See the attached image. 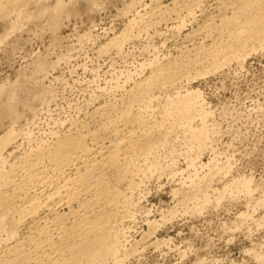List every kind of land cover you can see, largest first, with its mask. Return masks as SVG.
<instances>
[{
	"label": "rangeland",
	"instance_id": "rangeland-1",
	"mask_svg": "<svg viewBox=\"0 0 264 264\" xmlns=\"http://www.w3.org/2000/svg\"><path fill=\"white\" fill-rule=\"evenodd\" d=\"M4 1L0 174L92 122L102 136L147 131L148 149L119 157L124 171H102L122 199L102 209L115 257L91 264H264V35L236 38L264 0L246 12L242 0ZM207 23L206 40L189 39ZM193 45L222 49L197 65ZM7 215L1 260L29 235ZM72 221L51 238L70 241Z\"/></svg>",
	"mask_w": 264,
	"mask_h": 264
},
{
	"label": "bare ground",
	"instance_id": "bare-ground-1",
	"mask_svg": "<svg viewBox=\"0 0 264 264\" xmlns=\"http://www.w3.org/2000/svg\"><path fill=\"white\" fill-rule=\"evenodd\" d=\"M252 6L251 0H242L241 8L243 11L246 12L252 9ZM260 8L258 13L256 12L258 15L256 18L253 17L254 19H252L251 15V19L245 20V23L243 22V26L247 28V33L241 35L240 32V35L237 34L238 36H236V38H240L238 41L242 43V48L244 42L247 43L252 38L255 40L264 35V5ZM254 15L256 16V14ZM223 22L229 26L233 21L232 19H226ZM239 22L241 23V21ZM210 25L211 23L204 24L202 29L200 28L201 30H198L199 32L192 35L189 39L191 40L192 37L201 35L206 40L209 35L207 31ZM246 43L244 44L246 45ZM212 46L215 48L213 51L207 50L204 45L191 48L186 47L184 51H195L193 53L195 55L189 58V61L192 62L214 52L218 53L222 49L216 45ZM171 72L169 74H172ZM167 74L164 76L166 77ZM101 127L93 122L89 124V127L81 126L63 138L57 139L52 146L34 154L16 168L0 174V217L6 218L7 214L12 212L14 216L11 221L12 225L15 224L16 226L25 222L30 225L26 241L11 247L12 249L8 253H5L3 259H0V264H91L97 258L103 259L101 257L105 254V261L106 258L114 254L115 242L109 235L111 218L109 219L107 215L104 216L102 209L109 210L113 205L115 207L118 204L116 202H119L118 198L120 196H118L119 193L117 192L113 193L109 189L108 184L104 183L102 171L108 168H119V157L128 154L126 153L128 148L140 152L141 150L148 149L151 145L152 134L150 135L149 132L142 131L138 135H134L128 126L125 125L122 130L115 129L108 132L107 135L102 136L99 132ZM44 160L48 161V165L44 163ZM119 169H121V172L124 171L122 167ZM23 172L26 173L24 177L20 175ZM123 180L126 179L124 178ZM83 196L88 197L87 201L80 203L77 206L79 207L78 209L65 212L73 204L78 203L80 197ZM22 201H24V205L18 208L20 206L18 204ZM52 215H55V221L50 219ZM109 216L111 217V215ZM68 218L74 219L70 225L71 240L66 241L63 238H59L57 241L53 240L50 232L59 229L65 219Z\"/></svg>",
	"mask_w": 264,
	"mask_h": 264
}]
</instances>
